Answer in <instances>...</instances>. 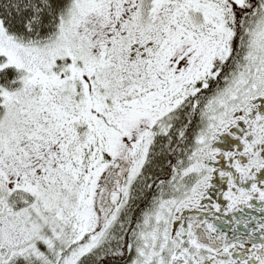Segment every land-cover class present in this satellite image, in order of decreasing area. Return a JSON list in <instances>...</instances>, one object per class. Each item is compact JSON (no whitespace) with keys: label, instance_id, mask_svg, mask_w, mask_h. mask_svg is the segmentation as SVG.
Masks as SVG:
<instances>
[{"label":"snow or ice","instance_id":"1","mask_svg":"<svg viewBox=\"0 0 264 264\" xmlns=\"http://www.w3.org/2000/svg\"><path fill=\"white\" fill-rule=\"evenodd\" d=\"M0 264H264V0H0Z\"/></svg>","mask_w":264,"mask_h":264}]
</instances>
